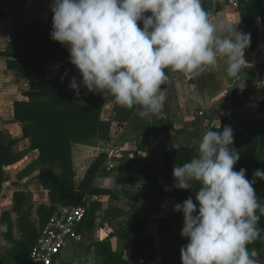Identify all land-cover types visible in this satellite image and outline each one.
<instances>
[{"label":"clouds","instance_id":"1","mask_svg":"<svg viewBox=\"0 0 264 264\" xmlns=\"http://www.w3.org/2000/svg\"><path fill=\"white\" fill-rule=\"evenodd\" d=\"M50 8L51 39L67 46L82 76L68 86L77 95L81 85L91 93L107 91L119 105L136 107L141 118L165 106V69L191 73L222 55L228 75L236 76L251 40L223 21L212 22L202 0H53ZM193 143L197 155L173 168L172 187L201 185L198 203L188 197L174 206L183 214L180 234L188 240L181 264H258L248 245L264 238L258 227L264 201L254 188L257 179L264 181V169L251 180L245 168L234 170L240 153L230 125ZM7 230L0 224V232Z\"/></svg>","mask_w":264,"mask_h":264},{"label":"trees","instance_id":"2","mask_svg":"<svg viewBox=\"0 0 264 264\" xmlns=\"http://www.w3.org/2000/svg\"><path fill=\"white\" fill-rule=\"evenodd\" d=\"M7 1L0 0V17L5 16L1 7ZM241 1L243 3L241 14L246 22L253 25L258 16L264 19V0ZM27 2L28 0H12L18 11H23ZM202 6L206 11H210L204 0ZM51 31L52 24L50 32L46 33L37 22L27 23L11 37L7 48L0 50V55L6 57L10 69L23 78L32 79L30 88L25 91L27 99L16 100L13 103L14 118L21 123L22 137L29 139L30 145L25 150L17 151L14 146L20 138L0 130V195L5 182L9 179L5 168L21 160L26 151L36 150L39 151V155L32 163V170L37 167L39 174L34 179L49 194L48 204L35 206L30 193L16 191L13 207L0 212V224L6 223L8 226L6 232L0 233L9 244V246L0 244V264H28L42 230L51 216L62 206L80 204L87 206L86 215L78 226V232L83 229V225L88 228L94 227L97 220L95 212L101 206V202H92L88 205L90 195L109 193L117 198L129 197L134 200L132 202L134 207L139 198L129 191L127 185L113 190H106L98 185L100 180L108 177L111 172L107 170L109 159L107 153L99 154L84 178L80 183H76L71 153L73 144L110 140L112 123L101 119L105 105L103 97L84 92L82 86L77 95L76 91L62 79L48 78L47 69L50 64L62 62L64 63L62 71H66L70 62L67 46L52 40ZM239 105L240 102L235 106ZM225 125L233 128V147L240 153L234 170L245 168L246 176L251 180L256 169H264V100L260 103V113L247 119L242 127H239L232 118L224 116L220 127L211 126L208 130H222ZM165 129L166 127H162L155 135ZM131 147H134L131 151L137 152H132L134 154L132 157L130 152L124 153L121 161L127 162V165L124 170H120L118 182L131 177L136 180H147L153 194L175 198L174 206L188 197H192L194 203H198L195 201V193L201 186L199 182H193V189L182 190L172 187L175 180L169 175L175 166H182L197 155L195 144L178 146L167 152L162 175L165 184H160V178L152 174L151 164L148 163L146 166L140 164L138 151L144 148L139 144ZM254 188L260 200L264 201V181L257 179ZM142 206L143 210L138 209L130 213L128 226L120 228L118 232L124 243H133L131 260L124 259L123 251L114 252L110 249L105 251L103 247L109 248L111 244L105 241L100 243L101 264H181L180 249L188 243L180 234L184 223L182 212L174 211L173 206L168 214L158 218L161 242L157 247L153 235L148 230L151 214L157 210L147 205ZM258 227L264 229V216L260 217ZM261 235L264 236V232ZM263 246L264 238H258L249 244L250 256L256 258L254 252L258 253ZM258 264H264V260Z\"/></svg>","mask_w":264,"mask_h":264},{"label":"crops","instance_id":"3","mask_svg":"<svg viewBox=\"0 0 264 264\" xmlns=\"http://www.w3.org/2000/svg\"><path fill=\"white\" fill-rule=\"evenodd\" d=\"M204 1L210 9L212 22L223 21L235 28V31L250 34V45L244 51L245 62L239 73L236 76L228 75L226 58L222 55H218L214 65H206L193 75L169 69L166 73L170 86L164 88L167 97L164 108L143 118L137 115L136 107L126 108L119 105L109 92L91 93L81 85L84 92L105 99L101 119L112 123V131L110 140L73 144L71 153L76 183H80L84 178L99 154H109L112 149H120L124 153L130 152L132 157L134 156L132 152L137 151H131L134 148L131 145L139 144L144 148L138 151L140 164L142 166L151 164L152 174L160 178V184H165L162 175L168 151L178 146L193 145V142L199 141L211 126L220 127L224 116L232 118L239 127H242L247 119L260 113V103L264 100V19L258 16L253 25L246 22L241 14L243 6L241 0H238L240 6L237 10L222 5L219 0ZM52 2L53 0H28L23 11H18L12 0L5 2L1 7L5 16L0 17V50H5L11 37L27 23L37 22L42 31L49 33L53 14L50 8ZM140 26H143L142 23ZM63 65L62 62L50 64L47 69L48 78L62 79L67 85L73 77L78 82L82 81V76L74 65L69 62L66 71H62ZM31 81V78H23L10 69L6 57L0 55V130L20 138L14 146L17 151L28 148L30 141L22 137L23 129L21 123L14 118L13 103L16 100L27 99L25 91L30 88ZM239 102V107H236ZM162 127L166 129L155 135ZM38 155V150L26 151L21 160L5 168L9 179L5 182L0 195V212L13 207L16 191L30 193L35 206L48 204V191L34 179L39 174V169L36 167L32 170V163ZM121 160L110 158L112 168L110 175L101 179L98 185L106 190L120 189L127 185L130 192L139 196L135 207L132 205L134 200L129 197L117 198L109 193L90 195L88 205L92 202H101V206L95 212L97 215L95 226L88 228L83 225V229L78 230L77 237L56 257L57 264H101L100 243L105 241L111 243L109 248L103 247L105 251L108 249L114 252L123 251L124 259L131 260L133 243H124L118 232L120 228L128 226L130 213L138 209L143 210L142 205L157 210L151 214L148 230L153 235L156 246H160L158 218L168 214L176 200L170 196L153 194L147 180H136L131 177L118 182L120 170H124L127 165V162ZM9 170H12V173ZM14 174H18L19 179L14 180ZM169 175L173 176V172ZM9 185H12L13 189L6 193ZM3 246H9L8 242ZM254 255L256 256L257 252H254ZM82 256L84 258L80 259Z\"/></svg>","mask_w":264,"mask_h":264},{"label":"built area","instance_id":"4","mask_svg":"<svg viewBox=\"0 0 264 264\" xmlns=\"http://www.w3.org/2000/svg\"><path fill=\"white\" fill-rule=\"evenodd\" d=\"M226 7L239 9L238 0H219ZM203 114V112H200ZM107 170H111L110 158L123 159L124 152L112 149L109 152ZM87 212L85 205L62 206L51 216L33 248L28 264H57L56 257L77 235L79 224Z\"/></svg>","mask_w":264,"mask_h":264},{"label":"water","instance_id":"5","mask_svg":"<svg viewBox=\"0 0 264 264\" xmlns=\"http://www.w3.org/2000/svg\"><path fill=\"white\" fill-rule=\"evenodd\" d=\"M204 68H205V66H203L201 69H199V70H197V71H194V72H191V73H187V72H185V73H186L187 75H193V74L198 73L199 71H201V70L204 69ZM166 74H167V73H166ZM167 76H168V74H167ZM169 86H170V82L167 80V81H166V84H165V86H164V88L169 87ZM256 260H257L258 262L264 260V246H263L262 249L257 253V255H256Z\"/></svg>","mask_w":264,"mask_h":264},{"label":"rangeland","instance_id":"6","mask_svg":"<svg viewBox=\"0 0 264 264\" xmlns=\"http://www.w3.org/2000/svg\"><path fill=\"white\" fill-rule=\"evenodd\" d=\"M11 173H12V170H9ZM15 173V172H14ZM13 179L14 180H17V179H19V176H18V174L16 175V174H14V177H13ZM11 189H13V187H12V185H9V186H7V188H6V193H7V191L8 190H11ZM3 203H5V202H3ZM5 206H6V204H5ZM1 208H3V206L1 205ZM0 244L1 245H7V242L6 241H4L3 239H2V237H1V235H0Z\"/></svg>","mask_w":264,"mask_h":264}]
</instances>
